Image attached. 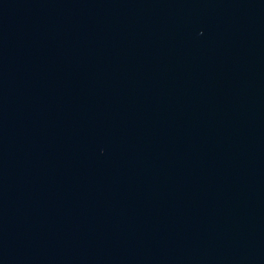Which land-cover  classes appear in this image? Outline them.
<instances>
[{
    "label": "water",
    "instance_id": "1",
    "mask_svg": "<svg viewBox=\"0 0 264 264\" xmlns=\"http://www.w3.org/2000/svg\"><path fill=\"white\" fill-rule=\"evenodd\" d=\"M0 264H264V0H0Z\"/></svg>",
    "mask_w": 264,
    "mask_h": 264
}]
</instances>
